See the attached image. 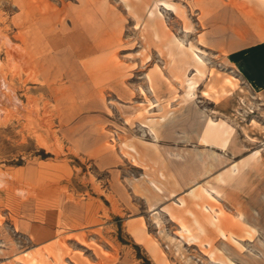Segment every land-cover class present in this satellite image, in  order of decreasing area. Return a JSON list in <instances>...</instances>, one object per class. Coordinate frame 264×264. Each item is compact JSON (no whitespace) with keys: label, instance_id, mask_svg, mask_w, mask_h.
Here are the masks:
<instances>
[{"label":"rangeland","instance_id":"rangeland-1","mask_svg":"<svg viewBox=\"0 0 264 264\" xmlns=\"http://www.w3.org/2000/svg\"><path fill=\"white\" fill-rule=\"evenodd\" d=\"M27 1L0 0V264H27L20 260L27 251L41 257L57 254L64 264H163L152 240L165 252L164 264H222L226 256L235 264H264V105L227 63L229 48L214 42L233 36L230 27L243 17L249 1L232 0L230 11L222 12L216 0H147L138 18L130 14L125 0H92L113 7L124 18L118 56L130 74L118 91L107 90L104 103L90 95L73 102L77 88L70 83L55 99L41 91L26 92L34 86L31 82H17V71L23 79L29 72L19 66L14 49L16 45L26 50L15 35L27 31ZM38 1L62 19L69 6L80 3ZM164 1L181 5L186 22ZM153 9L172 36L202 51L204 74L188 101L182 100L186 88L179 80L185 71L187 77L196 74L193 61L181 58L176 42L168 43L173 52L167 59L158 51L159 37L150 26ZM202 37L207 43L200 45ZM256 42L248 34L234 44L237 48ZM141 52L150 55L148 61L142 62ZM155 64L172 81L175 99L165 83L156 93L150 89L147 74ZM142 89L153 102L148 118L141 119L146 122L138 118L147 102ZM15 95L23 105L20 113ZM30 97L35 100L28 108ZM26 109L28 118L23 115ZM167 111L174 114L158 125L156 138L148 120ZM207 118L233 128L226 150L201 141ZM106 143L112 148L104 153L101 146ZM256 151L257 157H251ZM234 163L239 172L230 177L227 169ZM208 184L221 192L216 203L224 217L235 221L237 212L243 214L242 223L230 230L240 245L223 239L215 226L209 225L214 233L199 231L186 212L196 202L205 203L201 191ZM192 187L197 188L195 195ZM180 199L184 206H179ZM172 207L182 210L197 241L179 232L168 214ZM220 226L225 229L222 222ZM80 236L87 243L80 242ZM207 240L211 247L201 246ZM207 249L214 250L217 261Z\"/></svg>","mask_w":264,"mask_h":264},{"label":"bare ground","instance_id":"bare-ground-1","mask_svg":"<svg viewBox=\"0 0 264 264\" xmlns=\"http://www.w3.org/2000/svg\"><path fill=\"white\" fill-rule=\"evenodd\" d=\"M216 1L222 5V12L230 11L232 0ZM248 1L249 3L245 4L244 9L241 11L243 16L240 18L241 20L239 19L235 23V26L230 27L233 30V36L227 41L224 39H216L214 41L216 46L222 49L228 47L231 50L235 48L234 43L238 39L242 40L248 34H253L254 40L258 42L264 41V0ZM146 2L147 0L124 1L130 14L138 18L143 15ZM164 3L168 8H173L178 16L186 22L185 10L181 5H177L173 1H164ZM26 5L28 8L27 31L23 34V30H18L15 35L26 46V50L22 52L23 50L20 46L14 45V49L17 50L16 59L19 66L23 64L29 69L25 79H23L19 71L16 72L17 82L19 84L21 82H31L34 84L26 92L33 90L41 91L42 95H49L55 99H59L70 83L71 86L77 88L73 102L76 103L77 98L82 99L90 95L95 100L104 103L105 93L108 89L113 91L120 89L130 74L127 71V66L122 63L118 56V47L121 45L122 40V20L124 19L121 14L117 13L113 7L100 6L92 0H80L78 7L69 6L66 9L64 19L61 16L58 17L57 15L51 14L45 2L28 0ZM160 15L159 11L157 12L154 9L149 13L150 20L152 21L150 26H153L155 36L159 37L157 44L158 51L167 59L173 52L168 43L176 42V47L181 58L184 61L185 59H191L195 67L196 74L193 77H187L185 71L184 77L179 80L184 85V88H186L182 100L188 101L192 98L194 90L197 88L198 77H202L204 74L202 69L205 66V61L199 56V53L202 51L198 46L191 43L185 46L175 36H172L164 19ZM189 29L190 26L185 25V30L190 31ZM142 36L145 39V35ZM205 43H207L205 38L198 39V44L202 45ZM149 58L150 55L148 53L143 54L142 62L148 61ZM147 78L153 93L157 92L160 84L165 83L173 92L171 99L173 100L177 97L176 88L173 86L172 81L165 76L160 66L155 64L153 72H149ZM232 78L237 80L234 76ZM226 81L230 86L234 85L232 79L228 78ZM142 91L147 102L139 110L138 118L140 121L146 122L141 119L148 118L146 114L149 113V107L153 105V102H151L143 89ZM34 100L32 97L28 98L26 106L28 108L31 107ZM15 104L17 112L20 113L21 106L23 105L16 95ZM173 114L174 112L167 111L159 119L150 118L148 120L149 123L147 126L156 138H158V125L165 124L172 118ZM23 115L27 118L30 117L29 109H26ZM233 133V128L224 121L216 122L212 118H207L201 141L206 146L217 145L226 150L230 147ZM111 148V143H106L101 146V150L104 153L109 152ZM131 149L135 151L134 147H131ZM258 154L259 152L256 151L251 157H257ZM130 155L131 158H134V155ZM238 172V163H234V165L227 169L230 177H233ZM160 178H164L163 173H161ZM151 182L154 185V190L160 192L161 188L156 184V181L151 180ZM202 188L201 196L205 200V203L200 205L196 202L186 212L193 217V221L199 231L205 232L206 234L214 233L209 225L215 226L216 231H218L223 239L230 240L235 245H240L230 230L235 229L239 223H242L244 220L243 214L237 212L234 215L236 217L235 221L234 218L224 217V210L216 203L218 202L217 197L221 195V192L210 184ZM196 189V187H192L190 193L195 195ZM179 202V206L186 204L183 199H180ZM168 214L179 225V232L185 238L190 242L197 241V237L191 232L187 218L181 209H176L175 207L169 208ZM221 222L225 226V229L220 226ZM31 238L35 239V236L31 234ZM77 238L80 242L87 243L84 236ZM169 238L173 240L171 237ZM150 242L158 260L164 264L167 260L165 252L157 246L155 241L152 240ZM201 246L207 248L211 247V244L207 240ZM175 247L177 250L180 248L177 243ZM95 252L99 254L100 250L95 249ZM206 252L212 259L216 260L214 258V250L207 249ZM20 260L26 261L27 264H64L61 256L57 254L50 255L49 252L44 253V257H41L36 252L27 251L20 256ZM76 264H80L79 260L76 261ZM222 264L235 263L226 256V260L222 259Z\"/></svg>","mask_w":264,"mask_h":264},{"label":"crops","instance_id":"crops-1","mask_svg":"<svg viewBox=\"0 0 264 264\" xmlns=\"http://www.w3.org/2000/svg\"><path fill=\"white\" fill-rule=\"evenodd\" d=\"M226 58L264 105V41L232 48Z\"/></svg>","mask_w":264,"mask_h":264}]
</instances>
